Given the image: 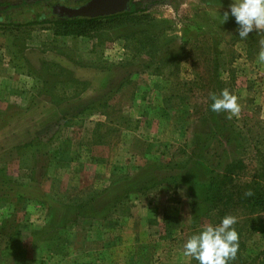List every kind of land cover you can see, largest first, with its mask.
<instances>
[{"label":"rangeland","instance_id":"1","mask_svg":"<svg viewBox=\"0 0 264 264\" xmlns=\"http://www.w3.org/2000/svg\"><path fill=\"white\" fill-rule=\"evenodd\" d=\"M21 1L37 0H0V8ZM46 1L54 0H40L33 11L47 12ZM132 1L146 9L99 19L86 34L55 32L47 21L0 26V163L11 179L0 182V193L24 197L17 204L0 198V219L13 206L26 256L44 264H198L183 245L211 223L191 225L188 191L172 176L202 180L212 168L231 170L241 187L264 169V64L259 50L247 53L234 17L221 23L232 0ZM13 10L15 19L28 15ZM183 34L186 53L141 67ZM212 39L220 53L217 91L205 59ZM225 88L241 106L231 120L210 108L209 94ZM212 116L223 124L214 133ZM32 135L43 136L25 153H2ZM123 189L104 218L90 211L63 224L69 203L85 200L100 210ZM44 225L62 229V254L32 250L28 228ZM259 228H240L243 264L264 249Z\"/></svg>","mask_w":264,"mask_h":264},{"label":"trees","instance_id":"2","mask_svg":"<svg viewBox=\"0 0 264 264\" xmlns=\"http://www.w3.org/2000/svg\"><path fill=\"white\" fill-rule=\"evenodd\" d=\"M39 1L40 0L25 3L21 1L19 3L12 4L11 6L9 4H5L0 8V26L6 25L8 27L16 28L17 26L21 25H30L47 21L53 26L55 32L65 34H86V32L89 31L99 19L112 17L120 18L124 15L128 16L138 12H143L146 9L145 5L140 6L139 2L130 0L126 10L123 9L113 13L97 15L96 17H65L51 12L49 8V3L51 2L48 1H46L44 4L47 12L38 10L37 12L33 11L35 9L34 5L39 3ZM13 8H18L20 12L28 13V15L23 20L15 19L13 16L15 14ZM29 14L32 16L29 17ZM143 25L147 29L148 22H145ZM261 39H264V33H257L255 30L249 33L248 38L243 40L247 53L252 54L253 52L259 50V41ZM188 40V36L184 34L180 35L179 41L176 44L174 43V47L168 45V40L164 41L157 48L156 52L151 53L147 57V60L142 63L141 67L148 68L152 62H154V65L157 66V64L162 63L163 59H169L172 61L177 59L181 54L183 55L186 53L184 51V45L188 42ZM192 42L195 46L198 45L197 41L193 40ZM212 42L213 46H211L210 49L211 55L209 58L206 57L205 59H209L208 61H210L212 64L211 71L212 76L214 77L212 88L213 91H217L221 86V84H219V79L217 78V71H219L218 69L220 63V53L218 52L217 46H215L214 39H212ZM126 77L127 76L124 78ZM118 85L119 82L116 86ZM101 98L102 97H100L99 100ZM212 122L213 133L220 125H223L221 122H219L217 116H212ZM225 135L226 136H224V140H227V138L231 136V133ZM42 136L43 135L38 137L36 140V136L32 135L19 142L12 143L10 146H5L2 153L18 156L22 153H25V151L22 150L27 151L29 147L34 146L32 145L34 143L33 141L38 143V140L40 141ZM42 148L43 150L45 149V144ZM55 149L57 151L61 150L59 145H57ZM49 151H43L42 153L45 154ZM29 153L30 157L33 159L34 154L32 153V150H30ZM4 171V165L3 162H1L0 182L11 181V179L5 175ZM263 174L264 169L254 172L250 179H248L241 187H237L234 183H232L233 178L231 170L224 171L220 169V171H218L212 168L207 173L206 178L202 180H192L188 177H183L180 174H175L172 176V178L173 183H176V180H179L186 186L190 207L189 220L192 226L198 225L205 221L210 222L211 225L214 226L218 225L222 218L228 215L227 211L230 210L229 215L235 216L237 218L235 230L238 233L242 227L254 228L257 225L260 227L258 230L263 233L264 219L259 214L260 211L264 210V182L259 180ZM150 183L151 182H147L144 184L143 188L149 186ZM248 190L252 191V196H245V192ZM126 193V190L123 189L121 192L118 191L116 194L111 195L109 199L103 204L102 208L96 211L90 208L88 202L85 200L69 203L66 205L67 212L66 216L64 217L63 224L76 220L77 217H85L90 211L91 213L89 215L91 217L95 216L104 218L105 213L107 212L106 209L113 207L117 202L120 201L123 195L126 196ZM0 198H5L6 200L11 201V203L16 204L24 200V197L21 194L12 195L9 197L8 195L6 196L5 193H0ZM236 209H239V212H235ZM1 213L3 214L1 215L0 219V234L4 236V243L0 248V264H30L32 261L34 262L33 264H44L41 257L39 258L38 256H35V258H30L26 256L27 251L26 245L24 244L23 233L21 232L19 219L14 215L13 206H8V209L6 210L4 208V211ZM260 217L263 220H261ZM28 235L32 250L34 249L36 252H40L42 249L45 251V248H47V251L50 253L62 254L61 251L64 245L63 242L66 243V236L64 233H62L60 226H30V228H28ZM247 261L249 264H264V249L260 250L252 257L247 258ZM241 263L243 264L245 261L241 258L238 251L235 261H230L229 264Z\"/></svg>","mask_w":264,"mask_h":264},{"label":"clouds","instance_id":"3","mask_svg":"<svg viewBox=\"0 0 264 264\" xmlns=\"http://www.w3.org/2000/svg\"><path fill=\"white\" fill-rule=\"evenodd\" d=\"M230 11H225L221 23L227 22L229 16L235 18L239 26L237 31L241 39L248 38L254 30L264 33V0H232ZM260 49L257 62L264 64V39L259 41ZM212 101L210 108L216 114L225 113L226 119L238 117L241 106L238 97L231 94L227 88L217 95L210 93ZM251 190L245 192V196H252ZM237 218L226 215L218 225H205L197 234H193L183 245V255L195 259L198 264H229L234 261L239 251V234L233 227Z\"/></svg>","mask_w":264,"mask_h":264},{"label":"water","instance_id":"4","mask_svg":"<svg viewBox=\"0 0 264 264\" xmlns=\"http://www.w3.org/2000/svg\"><path fill=\"white\" fill-rule=\"evenodd\" d=\"M129 0H86L74 7L55 2L51 11L65 17H96L97 15L113 13L127 9Z\"/></svg>","mask_w":264,"mask_h":264},{"label":"flooded vegetation","instance_id":"5","mask_svg":"<svg viewBox=\"0 0 264 264\" xmlns=\"http://www.w3.org/2000/svg\"><path fill=\"white\" fill-rule=\"evenodd\" d=\"M85 1L86 0H74L73 2L72 1L71 2H66L65 0H54L51 3H49V8H51V5L53 3H55V2H59V3L65 4L66 6L74 7V6H78V5L82 4ZM129 2H130V0H129ZM50 11H51V9H50Z\"/></svg>","mask_w":264,"mask_h":264}]
</instances>
